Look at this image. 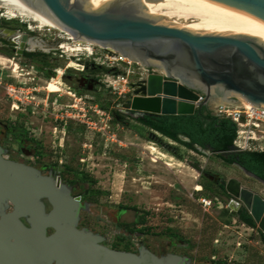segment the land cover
Masks as SVG:
<instances>
[{
  "label": "rangeland",
  "instance_id": "rangeland-1",
  "mask_svg": "<svg viewBox=\"0 0 264 264\" xmlns=\"http://www.w3.org/2000/svg\"><path fill=\"white\" fill-rule=\"evenodd\" d=\"M150 16L168 26L181 22L165 15ZM19 25H23L17 31L22 38L24 35L42 45L41 50L31 49L43 57L27 61L16 55L11 46L0 47V55L10 58L18 70L12 74L0 67V121L15 130H24L34 141L35 153L27 157L19 150L14 136L0 134V158L17 166L12 174L19 181L29 178L26 169L53 181L60 178L61 188L54 191L57 198L41 197L38 201L44 215L59 207L63 197L79 194L73 176L65 170L68 167L96 179L92 189L103 194L85 199L76 220L62 228L96 238L111 254L141 257L147 253L159 260L174 254L183 256L186 264H264V243L257 225L251 228L230 216L235 211L230 206L231 196L223 200L208 198L201 186L209 176L223 183L236 179L264 199L262 183L209 151L196 153L157 135L162 143L177 149V153H171L149 139L148 131L135 121L126 120L127 124H123L102 111L100 104L118 113V104L132 94L127 86L133 79L122 76L121 72L127 69L122 64L114 66L115 70L107 66L94 70V78L101 80L99 86L91 83L88 91L72 85L75 92L70 91L69 84L52 72L56 69L71 73V69L79 68L75 60L61 57L56 51L63 33L39 29L37 23L0 7V27L18 29ZM0 37L14 46L23 42L10 35ZM89 45L112 56L118 54ZM94 86L96 92L91 91ZM219 100L210 103L211 110L225 102ZM261 145L264 147V142ZM202 173L207 177L202 178ZM124 207H136L146 213L147 232L136 234L133 212L120 218ZM13 211L12 205L3 204L0 218ZM20 221L29 226L27 216L20 217ZM170 231L180 242L168 239ZM54 232L47 229V236ZM64 255L63 250H58L53 257L63 263Z\"/></svg>",
  "mask_w": 264,
  "mask_h": 264
},
{
  "label": "water",
  "instance_id": "water-1",
  "mask_svg": "<svg viewBox=\"0 0 264 264\" xmlns=\"http://www.w3.org/2000/svg\"><path fill=\"white\" fill-rule=\"evenodd\" d=\"M87 1L0 0V5L67 30L79 39L100 44L145 69L156 68L159 73H150L137 83L129 84L132 94L122 109L132 118L193 115L199 107L216 99L239 104L231 99L233 97L254 107H264L263 42L243 35L198 34L159 24L144 12L141 0H134V7L127 0H114L100 9L85 6ZM210 1L264 23V0ZM201 95L203 101H199ZM180 138L189 142L186 137ZM149 139L175 153V148L162 143L156 135L149 134ZM233 152H237V148L231 145L229 153ZM234 166L264 185L254 174ZM15 167L0 158V209L5 200L14 208L12 213L0 218V264L58 262L53 257L58 250L65 252L63 264H102L107 255L115 256L107 264L163 261L147 253L141 257L111 254L96 245V238L62 228L76 220L80 198L63 197L60 206L46 216L38 201L41 197L57 198L54 191L61 188L60 178L53 181L26 169L29 178L19 181L12 174ZM224 189L232 197L230 206L241 205L264 236V199L236 179L224 183ZM25 216L28 227L20 221V217ZM49 228L55 232L47 236Z\"/></svg>",
  "mask_w": 264,
  "mask_h": 264
},
{
  "label": "trees",
  "instance_id": "trees-1",
  "mask_svg": "<svg viewBox=\"0 0 264 264\" xmlns=\"http://www.w3.org/2000/svg\"><path fill=\"white\" fill-rule=\"evenodd\" d=\"M30 55L28 54V56ZM99 106L102 111L113 115L107 105L100 104ZM133 121L142 127L157 131L171 141L196 153H200L197 148L204 151L210 148L211 153L226 164H236L264 182V147L252 151L229 153V147L233 145L236 138L237 127L230 119L215 115L208 105L199 107L193 115L161 116L157 122L152 117L138 118ZM181 136L188 138L189 142L183 141L180 138ZM177 158L180 159V157ZM65 170L73 176V184L77 185L79 195L84 196L85 199L103 194L100 190L92 189L96 185V179L93 177L68 167H65ZM201 186L209 194L208 198L230 199L223 185H216L213 181L207 179L206 182L201 183ZM124 208L132 211L138 210L136 207ZM225 212L229 214V211ZM239 214L238 220L240 222L251 228L255 227L253 220L245 209H241ZM230 216L232 215L230 214ZM262 242L264 243L263 235Z\"/></svg>",
  "mask_w": 264,
  "mask_h": 264
},
{
  "label": "bare ground",
  "instance_id": "bare-ground-1",
  "mask_svg": "<svg viewBox=\"0 0 264 264\" xmlns=\"http://www.w3.org/2000/svg\"><path fill=\"white\" fill-rule=\"evenodd\" d=\"M114 0H88L84 5L87 7L100 9L106 7ZM133 7L136 6V1L127 0ZM140 3L144 6L145 11L152 16L165 15L168 18H175L181 22H175L172 27L181 28L198 34H222V35H243L255 38L264 43V23L249 17L235 9L222 5L210 0H158L149 1L141 0ZM1 8L12 12V15L26 19L38 24L39 29L50 28L58 32H62L73 41H83L87 44H95L92 41L79 39L60 27L45 22L29 14L0 5ZM3 36H12L17 38V42L23 41L15 31H5L0 33ZM62 34V35H63ZM11 38V37H10ZM14 41V40H13ZM25 41V40H24ZM28 42V41H27ZM29 46L35 47L39 42L29 40ZM40 46V44H39ZM103 47V46H101ZM0 67L11 71L12 74H17L18 70L10 58L0 55ZM220 101V100H219ZM239 104L250 106L248 102L239 98ZM4 206H9L11 203L5 200ZM17 211L22 209L16 208ZM115 256H110L108 261L111 262ZM158 264H162V261Z\"/></svg>",
  "mask_w": 264,
  "mask_h": 264
},
{
  "label": "flooded vegetation",
  "instance_id": "flooded-vegetation-1",
  "mask_svg": "<svg viewBox=\"0 0 264 264\" xmlns=\"http://www.w3.org/2000/svg\"><path fill=\"white\" fill-rule=\"evenodd\" d=\"M6 27H0V33L2 32H5V31H20L19 29L23 28V25H19V28L18 29H12V28H7L5 29ZM10 29V30H8ZM23 35V34H22ZM23 42H20L18 44H15L16 46L12 45V43H10L9 41H7V38H4V37H0V47H6V48H9L10 46L12 47V49L15 50V54L18 55V56H23L25 57V59L27 61H33L35 60L36 58H41L43 57L42 56H38V55H35V50L36 49H39L41 50L42 49V45L40 44H37L35 45V48L36 49H31V47L29 46V39L28 37L24 36L23 35ZM10 40V39H9ZM6 41L7 43H3ZM12 41V40H11ZM28 41V42H27ZM34 42H37V41H34ZM27 47H29V49H27ZM28 54H31L30 56H28ZM78 69H71V73H68V71H65V72H60V71H57L56 69H53L52 72H54L53 76H58L60 75L61 78L65 81V83L69 84V86L67 87L68 89H70V91H74L75 92V88H73L72 85H76L78 88H82V89H85V90H90L89 89V86L91 85V83H95L96 85L97 84H100L101 80L100 79H96L94 78L96 75H94L95 71L94 70H102V66H97V65H94L92 61L90 60H82L79 65H78ZM34 69V67H32ZM45 69V68H43ZM130 69H133V72H131L130 75H128L127 77L130 78V79H133L132 81L129 82V84H135L137 83L138 81H140L141 79H143L145 76H147L148 74L150 73H159V71L156 69V68H150V69H145L143 68L140 64H137V63H134L132 65H130ZM135 70V71H134ZM143 72H146L145 74ZM129 84H128V88H129ZM99 86V85H97ZM97 86H94L95 88L91 91L93 92H96V87ZM129 94L132 93V90L131 88H129ZM200 95V94H199ZM201 98H202V101H203V96L201 95ZM232 100H236L239 102V98H231ZM217 100V99H216ZM123 103H125V101L121 102L120 104H118V113H113L115 119L117 121H119L120 123H123V124H127L126 120H130V121H133L134 119H138V118H132L131 116H129V114H125L123 109H122V105ZM208 106L210 107V103L208 104ZM152 119L157 122L159 121V117H152ZM138 126H141L140 124L136 123ZM142 127V126H141ZM145 130L148 131V138H149V134L151 133H154L156 134V136H161V137H164L163 135H161L160 133H158L157 131L155 130H152V129H147L144 127ZM0 134L1 135H4V136H14L15 137V140H16V143L19 147V150L22 152V154H26L27 157H30V156H33L34 155V141L27 135V133L24 131V130H15L14 127L10 126L9 124L3 122V121H0ZM166 138V137H165ZM152 140V139H151ZM1 141V139H0ZM163 142V141H161ZM174 148V147H172ZM177 149H175V153H177L176 151ZM61 172V170H60ZM202 178H206L207 175H205L204 173H202L201 175ZM208 180L210 181H213L216 185H223L224 186V183L219 180V179H211L210 176L207 177ZM76 186V185H75ZM77 187V186H76ZM78 188V187H77ZM75 197H79L80 198V204H81V207L83 209V201L85 200L84 196L82 195H77ZM235 209L234 212H231V215L232 217H236L238 219V217L240 216V210L241 209H244L242 206H237V207H233ZM129 212H133L135 214V219L133 221V223L135 224L136 228H137V233L136 234H141V233H144V232H147L148 230H145L144 228H146V213H142V212H139L138 210L137 211H132L130 209H126V208H122V212H121V215H120V218H123L124 216H126ZM123 222H126V221H123ZM168 239L170 241H174L176 240L177 242H180L178 241V239L173 235V233L170 231L169 232V235H167ZM96 245L99 246V247H103L105 248L104 246L100 245L97 241H96ZM65 256V255H64ZM110 255H107L106 257H103L102 259V264H107L108 263H111L108 261ZM64 258V257H63ZM54 264H63L61 263L60 260H55L54 261ZM162 264H186V259L183 257V256H177V255H174V254H171V255H168V258L164 259L162 261Z\"/></svg>",
  "mask_w": 264,
  "mask_h": 264
},
{
  "label": "built area",
  "instance_id": "built-area-1",
  "mask_svg": "<svg viewBox=\"0 0 264 264\" xmlns=\"http://www.w3.org/2000/svg\"><path fill=\"white\" fill-rule=\"evenodd\" d=\"M62 38V43L56 49L61 53V57L64 55L68 59H73L77 62V65L83 59H86L92 61L94 65L111 67L113 70L116 69L114 66L122 64L127 68L121 72L122 76L131 74L130 65L133 62L126 60L121 55L112 56L105 53L102 48H97L82 41H73L64 34ZM107 86H111V83ZM199 101H202L201 97ZM212 111L219 117L230 119L236 125L237 132L233 145L237 148V152L263 148L261 143L264 142V107L258 108L252 105L245 106L224 102L217 104Z\"/></svg>",
  "mask_w": 264,
  "mask_h": 264
},
{
  "label": "crops",
  "instance_id": "crops-1",
  "mask_svg": "<svg viewBox=\"0 0 264 264\" xmlns=\"http://www.w3.org/2000/svg\"><path fill=\"white\" fill-rule=\"evenodd\" d=\"M142 128H144V127H142ZM263 149V148H262Z\"/></svg>",
  "mask_w": 264,
  "mask_h": 264
}]
</instances>
